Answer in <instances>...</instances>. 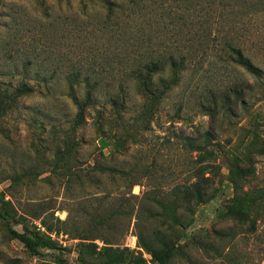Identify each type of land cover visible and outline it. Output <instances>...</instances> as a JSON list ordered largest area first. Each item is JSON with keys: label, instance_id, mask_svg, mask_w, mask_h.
Here are the masks:
<instances>
[{"label": "rangeland", "instance_id": "rangeland-1", "mask_svg": "<svg viewBox=\"0 0 264 264\" xmlns=\"http://www.w3.org/2000/svg\"><path fill=\"white\" fill-rule=\"evenodd\" d=\"M258 1L225 0L227 7L219 8V1L208 5L205 0H155V24L146 28L139 43L131 40L132 45L127 46L114 38L107 40L108 33L96 37L88 17L97 10H83L78 0H0V79L15 86L26 77L25 66L30 74L36 70L40 76L44 71L52 75L47 87L35 76L42 85L33 78L35 93L21 97L0 120V197L3 194L16 215L26 218L29 229L49 236L55 246L52 250L44 247L41 258L31 256L0 222V264H39L53 255L76 264V236L80 235L98 247L107 242L113 247L139 249L136 211L148 203L151 192L165 194L187 181L196 153L184 150L178 135L195 137L204 131L210 132L212 146L219 151L217 170L207 173L215 181L216 192L192 216L172 225L171 241L188 255L177 257L173 264H264V216L251 231L223 213L234 197L226 180L234 156L243 157L250 150L253 174L248 184L261 187L264 180V3L255 5ZM216 6L215 12L209 9ZM181 7H187L188 25L176 32L167 13L173 15ZM121 19V27L128 31L135 24L129 16ZM177 41L194 44L196 55L181 85L161 103L149 129L140 128L142 120L136 115L143 100L128 82L131 100L119 123L126 131L114 126L120 119L109 105L104 106L103 132L97 128L93 108L85 115L86 123L73 130L75 107L68 97L69 71L81 69L85 74L88 64L100 69L108 60V78L102 85L115 87L124 74L118 70L115 74L114 67L126 50L142 46L163 49ZM228 42L239 46L260 69L259 78L229 61ZM242 79L252 87L251 95H244V103L232 98L224 106L206 109L211 104L208 90L221 92ZM76 89L82 96L83 84ZM105 101L100 99L99 105ZM228 106L232 113L225 111ZM100 135L111 142L102 151ZM118 141L122 145H116ZM68 142L70 151L61 168V162L55 160L61 158L57 153L64 152L63 143ZM131 180L135 182L132 186ZM125 205L133 212L122 209ZM14 227L24 229L21 223ZM162 228L155 220L144 222L149 233ZM143 257L147 264H155L145 252Z\"/></svg>", "mask_w": 264, "mask_h": 264}, {"label": "trees", "instance_id": "trees-1", "mask_svg": "<svg viewBox=\"0 0 264 264\" xmlns=\"http://www.w3.org/2000/svg\"><path fill=\"white\" fill-rule=\"evenodd\" d=\"M61 1L71 3L72 0H56V2ZM189 1L183 0L185 3H189ZM206 1H208V5L219 1V8H226L228 5L225 0ZM233 1L235 3V0ZM78 2L83 10L87 7L88 9L94 8L97 10V13L88 17L92 19L91 24L94 26L92 32L96 37L99 38L103 33H108L107 40L114 38L122 45H132L129 44L131 40L134 41L133 44L139 43L148 31L146 28L156 22L155 15L158 9H156L155 0H78ZM262 3L264 1L260 3L259 0L255 5L260 4L261 6ZM186 8L181 7L180 11L175 12L173 15L167 13L169 18L172 17L176 32H182V26L188 25V17L185 18ZM209 9L215 12L218 6L209 7ZM126 10L128 11L127 14H125ZM143 10L147 12L144 13ZM124 15L129 16L130 20L135 23L130 25L129 31L125 27H121V17ZM194 47V44L188 46L177 41V44L164 46L163 49L142 46L134 48L132 51L126 50L122 58H119L116 67H114L116 69L115 74L117 70L124 74L122 76L123 80H119L118 86L115 87H104L102 85V82L108 78L105 75L108 73V60L105 62L106 65L101 63L100 69H97L93 64H88V72L85 74L81 69L69 71V74L66 75L69 81L68 97L75 107V113L71 119L73 130L86 123L85 115L89 109L93 108V111H96L97 114V128L100 132H103L104 106L109 105L113 108L118 120L120 119L114 126H121L122 130L126 131L125 125L119 123L122 120L126 103L131 100V89L129 85H126L128 82L143 100L140 112L136 115L139 120H142L140 128L142 130L149 129L151 121L156 118L163 100L185 79L184 75L189 70V62L196 55ZM225 47L229 61L235 67L243 69L246 74H251L255 78L260 77V69L244 54L239 46L233 42H228ZM24 70L26 77L18 80L15 86L0 79V120L7 111L13 110L17 106L21 97L31 96L35 93L36 84L34 82H39V86L43 83L42 87H47L46 84L51 81V73L48 75L44 71L40 76V72L34 70L33 74H30L27 66ZM35 76H40L39 80L42 83L37 77L34 78ZM33 78L34 82H32ZM80 84H83L85 88L82 96L78 95L76 89ZM208 92L211 104L206 109L213 110L216 109L218 104L224 106L232 98L241 99L244 103V95H251L252 87L242 79L233 82L221 92L214 90H208ZM102 98L106 101L99 105V100ZM225 111L232 113L233 109L228 106ZM119 112H122L121 115H119ZM252 134L255 138V130H252ZM178 141L184 150L189 153H196V158L189 168V178L182 184H175L165 194L157 191L151 192L146 198L148 203L136 211L137 220L135 225L138 231L135 236L137 239L136 245L139 249L128 246L113 247L108 245L107 242L98 247L96 243L87 241V238L80 235L76 236L79 239L77 243L79 259L76 264H147L143 252L150 255L151 261L155 264H173L177 257L188 258L183 248L179 247L176 242L171 241L172 225L178 224L188 216H192L199 205L214 197L216 192L215 181L207 173H214L217 170L216 159L219 151L212 146L209 131H204L201 135L195 137L179 134ZM70 144L71 142L63 143L66 150L57 153V155L61 154V158L56 157L55 162L60 161L61 168L64 167L65 154L70 151ZM110 145V140L104 135L99 136L98 146L101 151ZM116 145L122 144L118 141ZM249 151L243 157L234 156L230 167L227 168L226 180L232 186L234 197L227 206H224L223 213L237 223L247 225L253 231L257 219L264 216V180L261 187L249 186L248 182L253 174ZM67 167L65 163V169ZM54 168H56V163ZM133 181L130 182L131 186L135 184ZM9 205L10 201L4 200L2 194L0 197V222L10 238L20 241L31 256L41 258L44 255L42 252L44 247L54 249V241L49 236L44 238L37 230L29 229L25 223L26 218L17 216L15 210L10 208ZM122 209L133 212L132 209L127 208V205ZM34 218L39 217L35 215ZM149 219L157 221L163 228L155 229L151 233L147 232L144 229V222ZM58 221L60 220L58 219ZM15 223H21L24 229H16L14 227ZM41 223L42 226H45L44 222ZM32 227L36 229V226L32 225ZM46 229L50 230L51 228L46 226ZM87 258L90 261H87ZM39 264H68V262L61 256L53 255L50 260H40Z\"/></svg>", "mask_w": 264, "mask_h": 264}]
</instances>
